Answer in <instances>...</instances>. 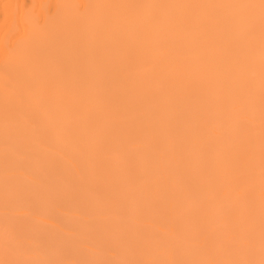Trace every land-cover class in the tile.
Returning <instances> with one entry per match:
<instances>
[{"label":"bare ground","instance_id":"bare-ground-1","mask_svg":"<svg viewBox=\"0 0 264 264\" xmlns=\"http://www.w3.org/2000/svg\"><path fill=\"white\" fill-rule=\"evenodd\" d=\"M0 264H264V0H0Z\"/></svg>","mask_w":264,"mask_h":264}]
</instances>
